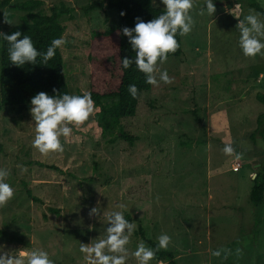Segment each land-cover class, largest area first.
Returning <instances> with one entry per match:
<instances>
[{"label":"rangeland","instance_id":"374dc122","mask_svg":"<svg viewBox=\"0 0 264 264\" xmlns=\"http://www.w3.org/2000/svg\"><path fill=\"white\" fill-rule=\"evenodd\" d=\"M43 1L39 10L46 14L62 2L72 8L61 17L63 74L70 93L88 92L92 33L114 26L118 13L108 6L111 0ZM248 1L216 0L214 17L193 12V31L181 37L183 54L162 66L173 83L144 91L136 114L120 120L119 127L136 137L132 143L118 131L102 133L94 114L74 130L62 154L42 156L31 147L29 109L0 111V167L11 170L16 193L0 207L5 252L39 247L55 264H85L80 244L102 235L107 223L90 218V208L108 213L124 203L125 217L136 223L130 252L143 241L141 225L155 241L161 233L172 237L176 264H264V204L256 207L249 198L264 153V143L250 138L264 111L256 98L264 93V58L243 56L236 29L239 18L257 11ZM258 2L264 8V0ZM90 3L99 6L87 13ZM236 4L239 18L229 12ZM3 10L14 24L5 22ZM30 20L28 12L0 8L2 32ZM225 143L239 160L224 155ZM24 184L41 201H33ZM215 249L220 257L211 254Z\"/></svg>","mask_w":264,"mask_h":264},{"label":"clouds","instance_id":"9594fccd","mask_svg":"<svg viewBox=\"0 0 264 264\" xmlns=\"http://www.w3.org/2000/svg\"><path fill=\"white\" fill-rule=\"evenodd\" d=\"M157 5V0H151ZM163 10L159 15L147 22L140 17L136 18L134 27H123L122 35L128 38L134 57L121 58L123 69H129L133 64L135 69L143 73L145 82L158 86L173 83V77L162 66L168 61L169 54L180 48L177 37L189 35L195 26L193 12L199 16L214 17L217 8L216 0H203L197 5L196 0H159ZM239 4L232 8L230 13L239 18ZM5 22L14 24L8 19V13L3 10ZM124 13H121L123 15ZM238 47L243 56L264 58V13L249 10V13L238 19ZM120 34V33H118ZM66 35L53 38L46 50H40L29 35L17 30L11 34L0 31V41L7 44L8 60L16 66L47 65L57 52L66 43ZM129 94L135 99L138 88L135 84L128 86ZM54 94L45 91L36 93L30 99L29 112L34 126V138L31 147L42 156L62 154L65 144L69 142L74 130L84 125L99 109L95 105L92 93L84 91L81 94L57 92ZM225 156L240 159L231 143H225L222 149ZM255 174H253L254 178ZM11 170L0 167V207L8 204L15 198V187L9 183ZM116 208L105 213L99 207H91L89 217L101 222L106 220L104 233L93 238L90 243H81L79 252L85 264H127L130 256L135 258L136 264H159L157 253L167 251L172 243V237L161 233L156 238L155 247L139 241L134 251L130 252L131 238L136 231V223L124 215L127 205L118 203ZM91 229V225L89 226ZM215 257L221 256V250L215 249L211 253ZM0 264H55L48 251L33 247L29 250L19 249L5 252L0 245Z\"/></svg>","mask_w":264,"mask_h":264},{"label":"trees","instance_id":"16d2710c","mask_svg":"<svg viewBox=\"0 0 264 264\" xmlns=\"http://www.w3.org/2000/svg\"><path fill=\"white\" fill-rule=\"evenodd\" d=\"M43 4V0L19 2L0 0V8L11 7L31 15L30 21L15 24L4 33L11 34L19 30L31 36L40 50H46L53 38H59L65 33L66 27L61 22V17L70 14L72 8L62 2L60 5H52L50 13L46 14L39 10ZM248 5L264 13V8L258 0H249ZM98 6V3H90L84 6V10L88 13ZM108 6L116 9L118 21L104 31L95 30L92 33L89 50L90 86L88 92L92 93L95 105L99 109L95 113V124L101 132L118 131L119 137L132 143L136 137L119 127L120 120L136 114L141 95L144 91L151 90L153 85L145 82L144 74L136 70L134 64L129 69H123L121 58L125 56L133 58L135 54L131 50L128 38L122 35V28L134 27L137 17L147 22L155 15H159L163 9L154 6L151 0H111ZM121 13L124 14L121 15ZM177 39L180 42V48L175 53L169 54V57H179L183 54L181 37L178 36ZM0 45V111L6 107L29 109L30 99L40 91L49 94H54L53 89L57 92H70L63 74L64 58L61 49H57L55 57L47 65L27 64L20 67L8 60L6 42L0 41ZM130 84H135L138 88L139 94L135 99L128 92ZM256 98L264 106V93H257ZM193 114L195 120L199 122L197 114ZM256 122L257 126L250 133V138L254 142L261 140L264 143V111L258 115ZM114 141L115 138L109 139V142ZM40 164L61 171L56 165ZM24 187L33 201H41L27 187V184H24ZM249 198L256 207L264 204V153L261 159V170L253 178ZM55 211L58 212L57 209ZM5 234L6 232L0 229V235ZM137 234L147 245L155 247L156 241L146 235L143 226H138ZM157 259L168 261L170 264L177 263L174 252L169 249L158 252Z\"/></svg>","mask_w":264,"mask_h":264},{"label":"water","instance_id":"95a60500","mask_svg":"<svg viewBox=\"0 0 264 264\" xmlns=\"http://www.w3.org/2000/svg\"><path fill=\"white\" fill-rule=\"evenodd\" d=\"M255 176H256V173H255ZM255 176H254V177H255Z\"/></svg>","mask_w":264,"mask_h":264}]
</instances>
